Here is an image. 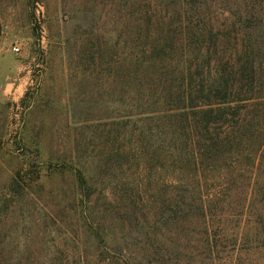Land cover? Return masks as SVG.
<instances>
[{"label": "trees", "instance_id": "trees-1", "mask_svg": "<svg viewBox=\"0 0 264 264\" xmlns=\"http://www.w3.org/2000/svg\"><path fill=\"white\" fill-rule=\"evenodd\" d=\"M114 1L115 42L89 57L110 105L86 125L84 147L48 163L77 177L82 197L68 207L104 197L122 238L138 235L154 257L170 252L159 241L173 226L205 258L228 242L264 249V0ZM81 151L99 158L93 170ZM30 167L0 193V223L44 190L40 164ZM0 264H11L3 253Z\"/></svg>", "mask_w": 264, "mask_h": 264}, {"label": "rangeland", "instance_id": "rangeland-1", "mask_svg": "<svg viewBox=\"0 0 264 264\" xmlns=\"http://www.w3.org/2000/svg\"><path fill=\"white\" fill-rule=\"evenodd\" d=\"M114 2L0 0V193L16 171L28 172L34 163L40 164L44 183V190L0 223V253L11 264H264V249L234 248L233 242L212 259L205 251V258L201 245L175 226L165 227L159 241L170 252L154 257L138 235L122 238V223L109 218L104 197L95 195L92 205L98 204L99 211L93 213L91 205L68 207V199L82 197L77 177L49 172L48 163L75 155L77 140L84 147L86 125L96 123L110 105L104 103L102 67L93 74L89 57L94 52L98 57L103 43L115 42ZM86 155L82 152L93 170L99 158ZM87 174L102 180L101 173ZM90 213L97 215L92 216L98 232L87 228ZM47 214L57 220L53 228Z\"/></svg>", "mask_w": 264, "mask_h": 264}, {"label": "built area", "instance_id": "built-area-1", "mask_svg": "<svg viewBox=\"0 0 264 264\" xmlns=\"http://www.w3.org/2000/svg\"><path fill=\"white\" fill-rule=\"evenodd\" d=\"M15 50L19 51V50H20V47H18V46H17V47H15Z\"/></svg>", "mask_w": 264, "mask_h": 264}]
</instances>
